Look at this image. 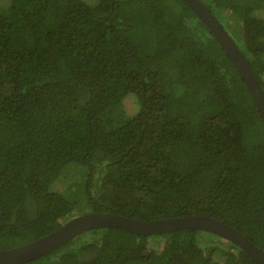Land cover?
<instances>
[{"label":"trees","instance_id":"obj_1","mask_svg":"<svg viewBox=\"0 0 264 264\" xmlns=\"http://www.w3.org/2000/svg\"><path fill=\"white\" fill-rule=\"evenodd\" d=\"M264 95V0H201ZM222 221L264 251V122L184 0H0V252L73 218ZM26 264H257L206 231L100 228Z\"/></svg>","mask_w":264,"mask_h":264},{"label":"water","instance_id":"obj_2","mask_svg":"<svg viewBox=\"0 0 264 264\" xmlns=\"http://www.w3.org/2000/svg\"><path fill=\"white\" fill-rule=\"evenodd\" d=\"M184 1L230 56L234 66L244 79L246 87L250 91L264 122V95L248 60L201 0ZM100 228L124 229L141 236L159 235L183 230L206 231L239 245L257 264H264V251L255 246L237 229L222 221L205 216H189L140 222L111 213H89L73 218L59 230L35 242L15 249L1 251L0 264H26L57 250L80 234Z\"/></svg>","mask_w":264,"mask_h":264}]
</instances>
